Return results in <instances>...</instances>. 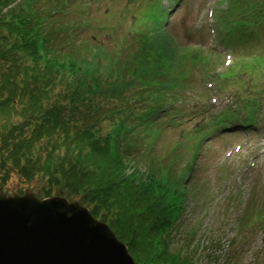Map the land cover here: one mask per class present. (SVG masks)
<instances>
[{"label": "trees", "instance_id": "1", "mask_svg": "<svg viewBox=\"0 0 264 264\" xmlns=\"http://www.w3.org/2000/svg\"><path fill=\"white\" fill-rule=\"evenodd\" d=\"M58 2L0 0L2 184L14 172L27 182L38 179L43 196L65 194L90 205L93 214L127 242L139 264H216L212 263L216 254L203 262L196 252L172 246V230L180 231L183 223L176 222L191 206V197L197 204L203 200H197L192 181L184 182L189 165L173 173L172 166L183 153L171 155L166 163L151 155L153 139L184 112L186 99L181 92L187 72L173 73L180 63L177 58L169 70L172 74L160 61L152 63L153 42L146 32L141 34V50L128 48L122 59L119 46L111 54L104 46L91 44L96 45L94 51L84 52L81 47V54L66 32L71 20L53 19L45 11L44 5L54 8ZM160 31L159 42L174 45L169 33ZM54 35L63 37L58 41ZM68 40L72 45L62 46ZM88 55L99 58L98 62L93 64ZM196 57L203 60L206 55L198 52ZM255 57L245 69L251 79L264 72V56ZM241 71L237 66L227 71L224 86L232 83L241 88L243 79L237 77ZM198 95L194 93L193 99ZM251 100L241 96L243 103ZM182 127L178 124L177 130ZM188 132L198 138L199 132ZM193 142L187 140V149ZM139 143L146 147L145 169L128 150ZM181 146L179 140L171 152ZM220 202L223 210H236L233 187L224 190ZM260 211L246 210L244 221L254 215L262 226ZM245 224L238 226L243 230Z\"/></svg>", "mask_w": 264, "mask_h": 264}, {"label": "rangeland", "instance_id": "2", "mask_svg": "<svg viewBox=\"0 0 264 264\" xmlns=\"http://www.w3.org/2000/svg\"><path fill=\"white\" fill-rule=\"evenodd\" d=\"M140 1L141 0H100V5H96L95 0H89L87 8H84V12L89 15L90 20H94L95 25L91 30L82 32H78V30L75 31V33L78 34L76 43L78 44L77 46L79 47L80 53L83 54V51L80 49L81 47L85 49L84 52L89 50L92 53L94 51L93 47L96 45L91 44L102 45L105 49L110 50L111 54H113V48L119 46L122 50H119V52H123V57L126 52L125 45H128L130 50L137 49L141 41L139 36H141L142 32L135 31L131 26L133 25V16H136L135 14L138 13L141 7V5H139ZM169 1L171 4L172 0H163L162 6L160 0H150V5L145 11V16L151 21L149 22V32H151L150 41L153 43L152 47L149 48L151 49L152 61L154 63L160 61L162 57H167L170 61L177 58V61H180V63L178 66L175 65L173 73L185 71L189 74L184 78L185 88H183L181 92V95L186 99V104L184 112L178 117L177 122L166 127L157 138L153 139L151 155L154 157L157 156L156 159L166 163L171 155L183 153L182 159L172 166L173 173L178 174L185 166V161L191 158L190 154L193 155V150L187 149V146H181L175 152H171L181 138H183L182 142H186V137H181L177 130V123L182 122L180 125L187 131L195 129L196 123L203 121L204 114L192 117L191 114L193 113L191 112L194 106L196 105L195 109L207 110V101L208 103L210 101L212 104V96L210 97V95L214 93L213 87L207 90L204 86V81L212 80L214 74H212L211 77H207V74H205V78L201 77L202 68L193 65L191 59L194 57L191 58V56H189V50L192 47L199 46L202 50L210 51L211 56L207 57L206 60H209L210 63L213 62V68L211 69V71H213L215 65L219 62H231L232 58L230 53H233L234 62H237L252 44L248 42L237 43V40L234 43V40H229L226 36L224 37L222 33L223 29L221 31L222 27H218L219 24L222 23L223 12H226L225 15L228 17V20L236 19L240 16L227 13L231 8V0H183L173 3L171 6L173 8L170 12L166 8L169 7ZM259 1L260 0H258V2ZM146 2L147 0H145V3ZM232 3L237 2L233 0ZM250 5L251 1L247 0L241 8L248 9ZM234 6L239 7V5ZM68 7H74L77 17H81V7H77L75 1L70 0ZM212 9H214L215 12L217 11L216 18L215 15L214 17H210L209 11ZM108 23H112L118 26V28L108 32L106 25ZM212 23L214 24L213 26L217 27L219 30L217 42L214 38L216 36L213 35L211 30L213 27H211ZM112 24L109 26V29L114 26ZM162 27H165V33H169V37L174 39L175 47L173 41H167L168 45L164 44V42H159L162 37L160 31ZM92 31L96 35L94 40L90 39V37L93 36ZM255 33L261 37L259 27L255 29ZM226 34L227 32L224 33V35ZM53 37L59 41L63 36L58 37L54 35ZM263 37L264 34L261 39L252 46L261 45V49L264 51ZM231 41L233 44H231ZM202 57H195L194 59L200 61ZM88 60L92 61L94 64L98 62L99 58H92L88 55ZM105 63L106 61L104 64ZM224 68L226 69V67ZM224 68L220 70L223 71L225 70ZM160 77L164 79L162 76ZM239 77L243 78V90L247 96L251 98L254 97L255 91L257 90L264 92V72L256 75L255 82L253 81L255 77L250 79L249 75L245 72L240 73ZM181 78L182 76L180 79ZM201 92L202 95H198ZM194 93L198 96L193 99L192 95ZM231 93H234V88L228 86L225 90L218 92V95H213V97L218 96L221 102H218L214 107L216 111H219L225 106L226 96H231ZM188 97H191L193 100H188ZM261 101L264 107V99H261ZM178 103L180 102L178 101ZM208 115L209 114L206 116L207 118ZM254 118L255 126L248 128L249 131L247 129L245 131L241 129L225 134L220 133L217 135L214 133L202 142L203 146L200 148L202 149V153L193 158L195 174H193V177L189 180L190 182L192 181L190 187L196 186L197 200L202 199L203 203L199 201L197 204L193 202V198L191 197V206L182 216L183 221H185L180 231L173 232L172 246L179 244V246L183 247L185 253L189 252L193 254L196 252L194 246L196 244L199 245L200 249L197 251V254L201 252L198 257H200L203 262L212 258L218 247L216 250V254L218 255L216 264H264V228H259L257 225L246 227L243 230H239L241 231L238 237L239 242L232 239L238 229L236 226L232 225V223H240L239 221H235V219H240V214H243V212H241L242 209H245V211L249 209L255 214L260 207L264 208V152L262 151L264 146V112L258 114ZM235 119L237 120V117ZM93 121H95V118H93ZM225 125L226 122H223L219 124L218 127H223ZM229 148H231L230 151L233 153L228 155L227 150ZM145 149L146 147L143 143H139L136 147L133 146L132 149L128 148L131 152V156L139 157L140 169H145L148 162V157L144 156ZM227 160H230L227 173L229 174V178H225L223 176L224 172L220 171L223 168L221 162ZM237 160H243L244 163H248L252 169L244 177V186L239 187L241 199L239 206L242 209L234 211V213L229 216V223H227L224 228L222 225V223H224L222 217L227 216V214H221L222 212L224 213L225 210H219L221 202L217 195V188L219 189L222 186L221 179L228 180L232 185L237 186V181L240 180L239 172L243 171V169L239 168L240 170L237 175V170L234 169V163ZM2 182L3 180L0 177V185ZM28 187H32L38 196L41 197L43 195L40 190L41 184L38 179L33 182H27L22 179L20 174L14 172L4 185L0 186V188L9 193H13L14 191L23 193ZM261 190H263V194L258 192ZM259 193L263 197L259 198ZM103 207L101 211L106 214V206ZM262 215L264 219V211H262ZM108 217H110V214ZM232 218L234 221H231ZM255 226L256 228H254ZM243 235L245 238H243ZM219 236H222L220 246L218 245ZM235 256H239L240 258L237 259Z\"/></svg>", "mask_w": 264, "mask_h": 264}, {"label": "water", "instance_id": "3", "mask_svg": "<svg viewBox=\"0 0 264 264\" xmlns=\"http://www.w3.org/2000/svg\"><path fill=\"white\" fill-rule=\"evenodd\" d=\"M0 264H138L112 227L78 200L0 189Z\"/></svg>", "mask_w": 264, "mask_h": 264}]
</instances>
